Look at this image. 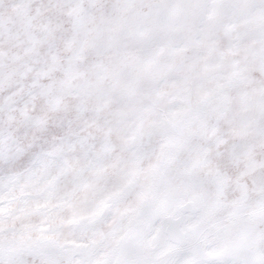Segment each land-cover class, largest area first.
Here are the masks:
<instances>
[{
	"label": "clouds",
	"instance_id": "clouds-1",
	"mask_svg": "<svg viewBox=\"0 0 264 264\" xmlns=\"http://www.w3.org/2000/svg\"><path fill=\"white\" fill-rule=\"evenodd\" d=\"M245 2L248 17L264 9V0ZM137 11H147L138 0H0L4 21L0 28V178L23 177L60 145L74 151L87 149L98 135L105 137L101 147L112 154L132 153L135 144L116 139L107 126L122 115L117 100L123 98L129 107L156 101L158 110L175 111L180 87L194 90L202 82L197 74L204 79L218 77L212 86L216 82L225 86L208 97L198 117L190 121L182 147L169 165L177 191L169 222L178 226V237H194L199 252L182 251L180 264H200L204 257L214 264H244L264 254V224L237 246L235 235L221 223L229 209L221 207L216 193L223 189L222 200L239 203L246 190L244 211L264 203V108L241 104L246 94L264 88V70L253 58L244 60L243 48L226 61L227 72L209 74L203 66L190 67V58L206 52L208 43L218 44L221 38L228 43L223 28L204 35L197 50L178 42L149 51L142 35L146 25ZM162 19L167 34L179 41L183 28L175 16L164 13ZM199 22L208 26L216 19L210 20L208 12L202 11ZM237 22L232 15L223 18L224 27ZM159 68L165 74L153 78ZM235 71L246 79L232 75ZM141 81L143 96L134 85ZM153 118L149 116L146 125ZM52 205L47 192L17 188L14 197L0 194V232L8 239L23 235L40 242L48 234L41 228L54 229L70 264H77L85 249L72 241L105 225L76 223L75 203ZM23 223L34 228L22 232ZM157 226L158 222L146 224L143 230L151 233ZM139 247L137 238L127 241L129 250Z\"/></svg>",
	"mask_w": 264,
	"mask_h": 264
},
{
	"label": "snow or ice",
	"instance_id": "snow-or-ice-1",
	"mask_svg": "<svg viewBox=\"0 0 264 264\" xmlns=\"http://www.w3.org/2000/svg\"><path fill=\"white\" fill-rule=\"evenodd\" d=\"M138 3L140 8L147 9L146 12L137 11V15L146 25L142 35L149 51L162 50L163 45L173 47L178 42L187 49L197 50L204 43V35L218 33L223 28L228 43L223 38L218 44L208 43L206 52L190 58V67L203 66L209 74L217 70L227 72L226 61L239 55L243 48L244 60L253 58L256 66L264 70V9L248 17L245 0H138ZM202 11L208 12L210 20L215 18V24L201 25L199 14ZM164 13L174 15L183 28L179 41L165 31ZM226 15L234 16L238 22L224 27ZM3 27L4 21L0 20V28ZM231 66L235 68L236 64ZM163 74L165 69L159 68L152 77ZM232 75L241 81L246 79L240 71ZM196 78L202 82L194 90L188 86L178 89L179 107L175 111L158 110L156 101H142L141 106L131 107L123 98L116 101L121 105L122 115L108 121L107 126L116 139L126 144L134 143V152L112 154L111 149L101 147L105 139L102 135L97 136L91 147L80 151L60 145L23 177L0 178V194L7 192L10 198L14 197L17 188L47 192L53 207L77 205L76 223L105 225L85 232L79 241H72L75 247L85 249L77 264H180V254L184 250L199 255L194 237H178V226L169 222L177 195L169 177V165L182 147L190 121L198 117L207 98L225 86L219 82L212 86L218 77L204 79L197 74ZM188 82L185 79L183 83L187 85ZM143 83L134 82L141 96ZM241 104L264 108V88L246 94ZM149 116L154 117L150 126L146 125ZM223 195V189L218 188V203L229 209L221 223L235 235L239 246L264 224V203H258L253 211H244V202L248 199L246 190L239 203L222 200ZM157 222L158 226L151 233L144 232L143 225ZM20 228L22 232L30 231L34 225L23 223ZM40 231L48 233L40 242L24 239L23 235L19 240L8 239L7 234L0 232V264H70L69 254L60 246L55 230L43 227ZM133 238L138 239L139 250L127 248V241ZM173 239L177 241L175 246L170 244ZM200 264L214 262L204 257ZM244 264H264V254L246 259Z\"/></svg>",
	"mask_w": 264,
	"mask_h": 264
}]
</instances>
